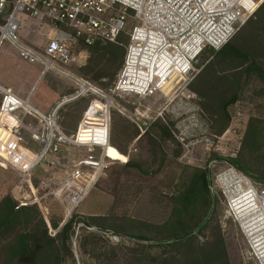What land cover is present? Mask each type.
I'll return each mask as SVG.
<instances>
[{"label": "rangeland", "instance_id": "1", "mask_svg": "<svg viewBox=\"0 0 264 264\" xmlns=\"http://www.w3.org/2000/svg\"><path fill=\"white\" fill-rule=\"evenodd\" d=\"M133 24H128L127 31ZM40 39L39 45H34L37 49L44 48L49 37ZM122 40L124 45L128 43L127 36ZM232 41L247 53L249 59L218 61L214 65L217 75L225 77L241 63L247 68L255 62L264 69V4ZM86 54L88 59L89 54ZM210 55L207 53L197 62L186 81H175L163 92L146 97L110 92L117 78L112 56L102 58L91 53L87 70H82L87 60L72 67L74 73L93 82L112 98V104L108 103L109 127L108 108L97 101L92 109L98 113L92 119L95 130L87 136L88 140L105 144V154L110 146L119 156L106 155L112 161L106 160L107 167L98 184L73 213L72 255L64 264H258L241 224L226 214L227 197L215 181L233 166L230 159L238 160L253 174L264 176V81L255 74H244L234 83L210 81L213 70L202 71L204 65L201 66L205 57L212 59ZM15 61L10 55L9 64L4 67L6 76L12 80H16ZM100 74L103 76L94 81L93 78ZM44 81L50 92L43 99L50 100L54 95L60 100L76 89L69 79L54 72L46 75ZM234 94L238 99L228 107L230 124L219 134L214 129L218 127L214 122L215 114ZM95 99L99 98L90 95L62 109L61 127L67 135L76 132ZM164 128H168L169 138L163 133ZM249 132L254 137L247 139ZM109 134L115 146L107 143ZM100 152L99 148L91 153L89 149L71 147L63 155L71 168L79 159ZM66 170L39 168L29 187L20 182L16 172L0 166V200L10 195L19 204H37L54 236L58 230L52 225L56 223L62 228L64 221L67 223L72 218L65 220L63 206L50 194ZM198 171L207 175L209 207L205 209L203 202H199L195 213L199 224L191 230L182 232L165 228L172 218L176 197ZM91 216L104 217L96 223L107 231L86 226L84 221ZM188 233L193 243L182 240L178 245L168 246L165 252L159 246L160 242ZM139 237L145 240L135 239ZM215 243L218 244L216 250ZM203 251L211 252L209 257H198L197 254Z\"/></svg>", "mask_w": 264, "mask_h": 264}, {"label": "built area", "instance_id": "2", "mask_svg": "<svg viewBox=\"0 0 264 264\" xmlns=\"http://www.w3.org/2000/svg\"><path fill=\"white\" fill-rule=\"evenodd\" d=\"M263 4L264 0H0V48L9 44L22 60L41 66L42 76L54 72L76 87L42 112L29 97L0 85V166L16 172L29 187L37 169L67 168L50 194L63 206L65 220L72 217L98 184L106 160H111L105 144L87 136L98 114L92 110L95 102L109 110L112 98L74 73L72 67L86 63L83 46L117 43L121 35L127 36L124 64L110 92L151 96L175 81H186L201 54L223 48ZM25 17L53 31L44 48L22 39ZM130 22L134 24L127 31ZM90 95L99 99L92 101L76 132L67 135L61 127L62 109ZM71 147L101 152L79 159L70 168L63 153ZM215 182L227 197L226 214L241 224L254 258L264 264V187L258 188L234 165ZM245 211L249 215L243 218Z\"/></svg>", "mask_w": 264, "mask_h": 264}, {"label": "trees", "instance_id": "3", "mask_svg": "<svg viewBox=\"0 0 264 264\" xmlns=\"http://www.w3.org/2000/svg\"><path fill=\"white\" fill-rule=\"evenodd\" d=\"M2 23L3 20L0 18V24ZM243 27H241L240 30ZM236 35L233 37V39L236 37ZM123 37H125V35H121L117 43L97 42L92 45H84L83 48L89 55L87 59V65H85L82 70H87L89 68L88 61L91 62V53L99 54L102 58L112 56L116 62L114 75L117 77L123 67L126 54L127 44H123ZM232 40H230L219 51L207 49L201 54L198 61H200V59L207 53H210V56L212 57L211 60H209V57H205V59H203L201 66L204 65V69L202 71L209 70V72H211V70H213V78H211L210 81L215 79L218 80V82L227 80L230 83H234L237 80L240 81L244 74L247 76L255 74L262 81H264V69L255 62L251 63L249 66H247V68H244V65H241L243 63H241L230 73L226 74L225 77L219 76L216 72H214V65L218 61H222L224 63L235 59H249L247 53ZM102 76L103 74H100L98 77L93 79L94 81H98ZM237 99L238 96L234 94L232 98L219 107L220 111L215 114L216 117L214 120L218 127L215 126L214 128L213 126L217 133L221 134L228 128L231 120L228 107L234 104ZM163 133L168 138L170 137L168 128H164ZM250 136L254 137V134L250 135L249 132V134L247 133L246 138L248 139ZM110 143L112 144L111 139ZM112 145L115 146L114 144ZM107 154L119 156V154L115 152L110 146ZM120 158L124 159L121 155ZM230 161L232 165L238 167L249 177H251L257 186L262 188L264 187V176L253 174L248 169L242 167L239 161L236 159H230ZM127 164L130 165L129 162ZM199 202H203L202 204H204L205 209L209 207L211 202L207 175L204 171H198L195 173L190 179L189 183L176 197V205L172 218L167 224H165V228L186 232L187 230H191L193 227L195 228L198 226L199 220L195 213L197 211ZM102 218L104 217L91 216L86 219L84 223L86 226H96L100 230L107 231V228H104V226L96 223V221ZM74 225V216L62 228H59L60 226L54 223L52 226L54 229H57L58 232L53 236L50 234L49 226L37 204L23 205L19 204L10 195L3 196V198L0 200V264H64V262L67 260V257L72 255L70 240L75 234ZM135 239L145 240V238L140 237ZM182 240L193 243L191 234L188 233L186 235L176 236L174 240L169 239L166 242H160L159 246L162 247L163 252H165L168 249V246L178 245ZM220 243L222 244V240H220ZM218 244L215 243L214 250H216ZM195 250L196 249H194V251ZM210 253L211 252L208 253L207 251H203L197 255L198 257L200 256V258H207L209 257ZM165 260L166 257L163 261ZM222 264H228V262Z\"/></svg>", "mask_w": 264, "mask_h": 264}, {"label": "crops", "instance_id": "4", "mask_svg": "<svg viewBox=\"0 0 264 264\" xmlns=\"http://www.w3.org/2000/svg\"><path fill=\"white\" fill-rule=\"evenodd\" d=\"M53 35V31L50 30L48 26L41 24L36 19L25 17L21 36L22 39L28 44L32 46L39 45V42L42 41L40 37L50 38ZM4 45L5 46H2V48L0 49V85L11 89L14 93L22 98L29 97L31 102L42 112L43 110L48 108L50 110L59 98L53 95L52 99L50 100L43 99L44 96H48L50 90L48 85L44 81L46 75H41V66L35 64H33L34 66L31 64H27L26 61H22L19 59L20 57L15 48L10 46L9 44ZM10 55L15 57L16 60L14 63L16 80L9 79L6 76V71L4 70V67H7V65L9 64L8 61ZM107 113H109V110H107Z\"/></svg>", "mask_w": 264, "mask_h": 264}, {"label": "bare ground", "instance_id": "5", "mask_svg": "<svg viewBox=\"0 0 264 264\" xmlns=\"http://www.w3.org/2000/svg\"><path fill=\"white\" fill-rule=\"evenodd\" d=\"M106 121H107V119H106ZM107 124L109 125V123L107 122ZM95 130V128H92L90 131H88V132H91L92 130ZM109 130V129H108ZM247 215H249V211H245V212H242L241 213V216L243 217V218H245V217H247Z\"/></svg>", "mask_w": 264, "mask_h": 264}, {"label": "water", "instance_id": "6", "mask_svg": "<svg viewBox=\"0 0 264 264\" xmlns=\"http://www.w3.org/2000/svg\"><path fill=\"white\" fill-rule=\"evenodd\" d=\"M65 223H66V222H64V223L61 225V227H63V226L65 225Z\"/></svg>", "mask_w": 264, "mask_h": 264}]
</instances>
